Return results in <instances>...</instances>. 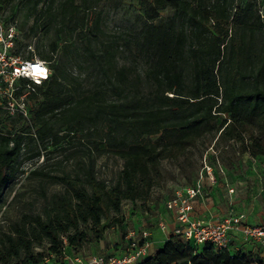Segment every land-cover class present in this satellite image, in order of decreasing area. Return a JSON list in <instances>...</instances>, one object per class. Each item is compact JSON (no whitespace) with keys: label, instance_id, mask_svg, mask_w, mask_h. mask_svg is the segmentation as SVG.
<instances>
[{"label":"trees","instance_id":"trees-1","mask_svg":"<svg viewBox=\"0 0 264 264\" xmlns=\"http://www.w3.org/2000/svg\"><path fill=\"white\" fill-rule=\"evenodd\" d=\"M7 2L0 0V11ZM25 2L31 4L28 17L33 22L23 41L39 28L45 34L73 32L79 26L91 34L99 30L98 17H79L85 3ZM167 9L172 15L162 19L160 13ZM141 11L144 22L138 35L125 43L145 58L144 69L119 65L116 42L93 33L84 36L82 71L76 74L64 59L72 44L53 42L51 52H58L54 60L39 52L49 65L48 78L38 85L26 78L16 82L17 96L33 87L26 95L33 102L32 125L22 115L0 110V203L25 173L22 165L40 158L27 178L38 180L43 200L40 212L24 213L0 229V264H49L52 259L65 264L63 255L100 242L106 231L102 223L109 220L121 228L124 247L128 227L123 201L149 200L161 162L188 159L201 140L207 138L212 149L228 143L240 154L264 157V7L256 0H143ZM25 46L15 42L13 53ZM6 121L19 124L18 130L3 131ZM74 140L86 150L80 170L49 173L50 155ZM106 153L121 161L110 184L94 172L96 158ZM45 182L61 185L63 191L48 196ZM153 207L156 213L166 210L160 204ZM81 224L88 225L89 233ZM137 264L264 262L257 255L198 245L172 234Z\"/></svg>","mask_w":264,"mask_h":264},{"label":"rangeland","instance_id":"rangeland-1","mask_svg":"<svg viewBox=\"0 0 264 264\" xmlns=\"http://www.w3.org/2000/svg\"><path fill=\"white\" fill-rule=\"evenodd\" d=\"M142 1L76 0L78 6L82 3L87 5L85 10L81 7L79 8V17L84 16V19L87 18L89 21L98 17L99 30L92 32L106 42H116L113 50L115 51L114 54L118 64H125L134 71L144 69L146 61L142 55H137V51L131 43L126 45L125 42H131L133 37L138 35L144 22V15L141 11ZM256 3L260 9L264 7V0H256ZM30 6L31 4L26 3L25 0H8L0 11V20L6 19L8 20L7 23L15 25V42H21V44L26 45L16 55L23 59L30 57L39 58V52H43L48 56H52V60H54L58 52H51V44L56 42L59 46L63 40H66L72 44L67 56H64L68 69L73 73H80L82 71L79 66L83 58L81 49L85 39L84 36H94L93 33H88L86 28L81 26L73 32L63 29V31L58 33L51 30L46 34L39 28L33 37L23 41V36L28 34L29 27L33 22V17H28ZM160 14L162 19H165L172 15V11L167 9ZM13 51L14 47L11 53ZM23 92H26V90ZM18 98L19 96L15 95V93H12L10 97L11 100ZM32 107L33 102L25 99V115L22 116L29 125H32L30 120V109ZM18 128L19 124H12L7 121L1 123V129L5 132L13 133ZM32 130H35V128L33 127ZM207 145V138L199 141L197 147L189 152V157L186 160H163L161 162V173L155 178L154 185L150 190L149 200L123 201L122 215L128 229L134 228L130 218L145 211L153 214V206H157V204L164 205L165 201L173 198L176 192H182L189 187V184L195 178L203 182L207 197L209 196L213 202V213L217 215V220H222L229 215L243 213L245 214L246 224L264 225V157L251 158L247 154H240L228 143H222L217 147H213V149L212 144L210 146ZM85 155L84 144L82 145L76 140L63 144L62 148L50 155L47 171L56 175L64 172H77L81 168V160L85 158ZM41 161L42 158L37 163L25 162L22 165V170L25 173L17 177L12 192L4 196L0 203V229H7L13 221L24 213L41 211L43 200L39 189L40 184L36 179L27 178L28 172ZM205 166L211 169L213 178L216 180V182L214 181L215 183L209 180V176L205 178L203 174ZM120 168L121 161L106 153L96 158L94 172L98 180H103L110 184L116 179ZM42 185L45 187L48 196L63 191L61 185L46 182ZM205 190L202 188V195L205 194ZM112 216L114 218L115 215ZM102 224L106 226L104 238L108 240L114 239L117 242L115 241L116 243L113 245L106 243V241L91 243L85 245L86 248L81 253L86 255L92 252L104 254V251H112L111 249H115L120 245L121 228L114 220L103 221ZM81 229L89 233L88 225L81 224ZM229 244L227 242V248ZM231 245L233 247L231 252L233 253L252 254L244 244L235 246L233 243ZM46 246L47 244L44 245V247ZM56 261L58 262L59 260L57 259ZM12 263L14 264V262Z\"/></svg>","mask_w":264,"mask_h":264},{"label":"built area","instance_id":"built-area-1","mask_svg":"<svg viewBox=\"0 0 264 264\" xmlns=\"http://www.w3.org/2000/svg\"><path fill=\"white\" fill-rule=\"evenodd\" d=\"M15 37V25L0 20V110L4 111L7 116L25 115L26 95L33 91V87L27 86L26 92L18 99L11 100L12 93L18 89L16 86L18 79L26 78L38 85L50 75V68L46 61L36 57L23 59L11 53ZM204 170L209 180L214 182L211 169L205 166ZM201 196L202 184L198 179L193 186L185 188L182 192H176L173 198L165 201L166 211L177 223L173 229L174 235L198 245L210 244L215 249H224L227 248L228 232L238 230L244 240L259 242L264 246V225L246 224L243 214L229 215L214 222L191 219L193 200ZM158 228L166 231V222L160 220ZM149 236V231H138L131 228L124 236L126 244L123 253L118 256L75 253L63 255L62 260L65 264H137L139 259L148 254Z\"/></svg>","mask_w":264,"mask_h":264},{"label":"crops","instance_id":"crops-1","mask_svg":"<svg viewBox=\"0 0 264 264\" xmlns=\"http://www.w3.org/2000/svg\"><path fill=\"white\" fill-rule=\"evenodd\" d=\"M208 181V179H206ZM205 190V188H204ZM213 202L209 196L207 197V193L205 190V194H203L201 197L196 198L193 200V210L190 213L191 219H201L204 221H216L217 215L213 213ZM243 214V213H241ZM244 215V221H245V214ZM133 223V227L137 229L138 231H149V247H148V253L153 252L157 249L159 245H161L164 241H166L170 235L173 234L174 227L177 226V223L173 220L172 215L166 211L161 210L157 213L154 212L153 214H150L149 212H143L139 213L132 218H130ZM160 220H164L167 224L166 231H161L158 228V222ZM262 225V224H261ZM227 240L228 244H235V246H241L244 244V246L248 249L249 252H252L251 256H259L262 258L264 262V246L255 241H246L242 238L241 233L238 230H230L227 234ZM106 241V243L109 244H115L116 240H108L107 238L102 239L100 242ZM116 241V242H115ZM229 244L228 249L231 250L233 247ZM110 250V249H109ZM112 251H104V254L107 255H120L123 253L124 247L122 245H118L115 249H111ZM114 250V251H113ZM90 254H96V253H90ZM49 264H61L60 261L56 260H50Z\"/></svg>","mask_w":264,"mask_h":264}]
</instances>
